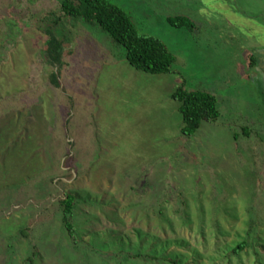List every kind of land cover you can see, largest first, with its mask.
Wrapping results in <instances>:
<instances>
[{"label": "rangeland", "instance_id": "374dc122", "mask_svg": "<svg viewBox=\"0 0 264 264\" xmlns=\"http://www.w3.org/2000/svg\"><path fill=\"white\" fill-rule=\"evenodd\" d=\"M111 1L166 44L169 74L123 59L58 92L34 23L59 0H0V264H264V222L249 230L255 156L242 151V162L223 125L236 115L264 122V0ZM178 14L204 36L171 26ZM90 32L105 54H125ZM184 82L214 91L223 112L190 139L173 99ZM69 193L80 201L79 246L63 225Z\"/></svg>", "mask_w": 264, "mask_h": 264}, {"label": "trees", "instance_id": "16d2710c", "mask_svg": "<svg viewBox=\"0 0 264 264\" xmlns=\"http://www.w3.org/2000/svg\"><path fill=\"white\" fill-rule=\"evenodd\" d=\"M168 22L175 28H185L203 35V26L189 15L170 16ZM34 25L48 37L42 56L46 65L56 70L50 74V82L58 92L64 89L65 79L69 82L73 77L82 79L90 75L94 79L107 63L124 59L137 71L162 75L169 74L176 62L175 56L161 39L142 34L131 14L111 0H59V6L39 17ZM98 28L124 49L125 54L116 59L105 54V47L94 41L90 32ZM76 33L80 35L76 37ZM250 61L252 67L258 64L252 55ZM173 99L181 104L183 135L187 139L195 136L203 123L218 124L223 118L217 94L207 88L189 90L184 82L174 92ZM223 125L233 131L241 161L244 159L242 151L255 156V166L251 167V173L256 180L257 190L249 210V230L252 234L259 228V223L264 222V122L236 115ZM79 203L78 197L70 193L61 201L64 229L75 246L81 244L76 226ZM248 247L249 241L246 240L233 250V254L239 256ZM122 254L123 260H127V257L155 258L138 252ZM120 256L110 255V258Z\"/></svg>", "mask_w": 264, "mask_h": 264}]
</instances>
